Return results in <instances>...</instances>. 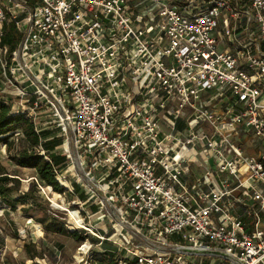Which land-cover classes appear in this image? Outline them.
Returning a JSON list of instances; mask_svg holds the SVG:
<instances>
[{
  "label": "built area",
  "instance_id": "1",
  "mask_svg": "<svg viewBox=\"0 0 264 264\" xmlns=\"http://www.w3.org/2000/svg\"><path fill=\"white\" fill-rule=\"evenodd\" d=\"M0 97L95 195L82 264H264V0H0Z\"/></svg>",
  "mask_w": 264,
  "mask_h": 264
},
{
  "label": "trees",
  "instance_id": "2",
  "mask_svg": "<svg viewBox=\"0 0 264 264\" xmlns=\"http://www.w3.org/2000/svg\"><path fill=\"white\" fill-rule=\"evenodd\" d=\"M3 28L4 34L1 42L7 44L10 49L15 48L21 39V33L17 30L15 24L10 21H6ZM16 128L20 129L25 145L15 150L10 158L20 167L34 169V177L36 178L30 180L26 190H21V180L18 173H10L0 167V199L8 203L11 209H14L15 203H21V210L26 213V216L33 218L29 211L32 205L38 206V202L32 201L28 206H25V203L27 198L39 190V186H50L55 193L65 192L66 194V189L58 182L56 175L66 169L68 157L62 154L61 151H57L58 146L62 143V138L56 135V130L45 129L36 132L31 121L21 114L9 112V108L2 102L0 97V141H6L8 136L11 135L10 133ZM39 147L43 149V153L39 152ZM76 191L77 189H75ZM13 193L18 194L16 197H12ZM81 195H83V191L79 194V196ZM79 199L84 200L85 197ZM92 207L93 211L95 206L91 205L90 209ZM34 219L42 226L44 231L70 236L77 243L83 241L86 237L93 242L98 241L95 236L90 235L83 228L69 229L56 216L46 213V210H43L42 216H36ZM103 242L108 243L109 241L103 240ZM104 243L103 246L101 244L104 248L103 251L94 248L90 250L91 264H118L119 261L128 264L134 262V260H127L123 250L104 247ZM23 248L26 257L32 260L31 264H40L37 258L42 256L36 250L34 243L24 240Z\"/></svg>",
  "mask_w": 264,
  "mask_h": 264
},
{
  "label": "rangeland",
  "instance_id": "3",
  "mask_svg": "<svg viewBox=\"0 0 264 264\" xmlns=\"http://www.w3.org/2000/svg\"><path fill=\"white\" fill-rule=\"evenodd\" d=\"M10 134L6 141H0V167L10 173H18L21 180V190H26L30 180L36 178L34 177V169L20 167L10 158L15 150L25 145L24 137L19 128L14 129ZM67 180L73 182L75 189H77L75 193L66 192L67 195L64 192L55 193L47 186H41V188L39 186V190L27 198L25 206L31 204L32 201L38 202V206L32 205L29 211L33 218L26 216V213L21 210V203H15L14 209H11L8 203L0 199V264H28L30 259L26 257L23 248L24 240L34 243L36 250L41 253L42 257L37 258L40 264H82L83 259H81V254L77 249L79 243L77 244L70 236L44 231L34 219L36 216H42L43 210H46V213H50L63 223L69 224L71 222L69 212L76 215L77 210L80 217L76 216L75 219L76 222L80 223L81 217H85V211H92L93 207L90 209L89 202L79 204L72 201H77L75 196L81 199L87 197L92 201L95 195L85 190L83 195L79 196L82 192L80 186L74 183L71 175ZM67 183L70 185L69 182ZM17 194L13 193L11 196L16 197ZM73 211L75 214L72 213ZM87 220L85 217L82 220L83 223L80 224L84 225ZM89 221L94 223L95 219L90 217ZM101 227L105 228L103 224H97L92 230L97 234H102ZM107 230L111 232V229L108 228ZM98 247L94 246L96 250ZM104 247L114 248L111 242L104 243Z\"/></svg>",
  "mask_w": 264,
  "mask_h": 264
},
{
  "label": "bare ground",
  "instance_id": "4",
  "mask_svg": "<svg viewBox=\"0 0 264 264\" xmlns=\"http://www.w3.org/2000/svg\"><path fill=\"white\" fill-rule=\"evenodd\" d=\"M47 187H48L49 189H51V187H50V186H47ZM74 212H75V211H73L72 213H74ZM74 214H75V213H74ZM74 216H75V217H76V216L78 217L79 215H74ZM79 217H80V216H79ZM79 217H78V218H79ZM79 221H80V223H83V222H82V219H81V220H79ZM75 222H76V219H75ZM82 247H83V246H82Z\"/></svg>",
  "mask_w": 264,
  "mask_h": 264
},
{
  "label": "crops",
  "instance_id": "5",
  "mask_svg": "<svg viewBox=\"0 0 264 264\" xmlns=\"http://www.w3.org/2000/svg\"><path fill=\"white\" fill-rule=\"evenodd\" d=\"M79 198V197H78Z\"/></svg>",
  "mask_w": 264,
  "mask_h": 264
}]
</instances>
